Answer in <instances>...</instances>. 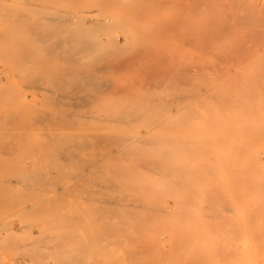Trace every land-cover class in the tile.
<instances>
[{
    "label": "rangeland",
    "instance_id": "rangeland-1",
    "mask_svg": "<svg viewBox=\"0 0 264 264\" xmlns=\"http://www.w3.org/2000/svg\"><path fill=\"white\" fill-rule=\"evenodd\" d=\"M245 12L0 0V264H264Z\"/></svg>",
    "mask_w": 264,
    "mask_h": 264
},
{
    "label": "bare ground",
    "instance_id": "bare-ground-1",
    "mask_svg": "<svg viewBox=\"0 0 264 264\" xmlns=\"http://www.w3.org/2000/svg\"><path fill=\"white\" fill-rule=\"evenodd\" d=\"M245 10H247V9H244V11ZM255 12V11H254ZM252 13L251 15H250V18H248L249 16L247 15V13L245 12V14L243 15V16H241V18H242V20L244 21V25L245 26H247V28L251 31V33L250 34H248L247 32V30H245V31H247L246 33H247V35H249V36H247V37H243L242 39H244V41H243V43H242V48H241V55H242V58H243V66H244V85H245V92L247 93V97L250 99V106L253 108V122L255 123L254 124V126L255 125H259V122H258V124L256 123V121H258V119L259 118H261L262 120H264V100H263V96L262 95H260L261 97L259 98V95H258V90L261 92V90L263 89L264 90V81H263V83H261L262 85V87H260V86H258V85H260V84H258V79H259V77L257 78V76H258V73H257V71H258V69L257 68H261V66L263 67V64H261L260 63V59L261 58H259L260 56L257 54V52L256 51H259L260 49H259V41L261 40L260 39V37L258 36V31H260V29H262V27L264 26V17L262 18V19H258V17H257V15L255 14V13ZM242 13V12H241ZM250 19V20H249ZM243 21H242V25H243ZM263 24V25H262ZM262 25V26H261ZM261 26V27H260ZM251 29H250V28ZM257 28L259 29V30H257ZM263 30H264V28H263ZM244 31V32H245ZM244 36V35H243ZM262 38V37H261ZM262 41V43H261V45L260 46H262V44L264 43L263 42V40H261ZM263 47H264V45H263ZM262 47V49L261 50H263L264 48ZM259 50H258V49ZM261 48V47H260ZM264 51V50H263ZM259 53V52H258ZM261 54H263L262 52H261ZM260 54V55H261ZM258 55V56H257ZM257 56V57H256ZM261 57H263L262 55H261ZM264 58V57H263ZM262 58V59H263ZM259 60V62H257ZM262 61H264V60H262ZM257 63L258 64H261V65H257ZM264 63V62H263ZM258 66V67H257ZM262 69V68H261ZM264 69V68H263ZM260 73V72H259ZM260 75V77H261V74H259ZM261 78H264V77H261ZM260 82H261V80H260ZM259 82V83H260ZM258 87H260V88H258ZM262 88V89H261ZM258 89V90H257ZM264 92V91H263ZM263 92H261V93H263ZM260 94V93H259ZM263 95H264V93H263ZM261 116H260V115ZM262 125L264 124V121H262V122H260ZM260 124V125H261ZM259 125V126H260ZM262 125H261V127H262ZM260 127V128H261ZM258 129H260L259 127H257ZM256 128V126H255V133H257V134H255V136L256 135H258V136H260V138L262 139V136L264 137V134H261L260 132H257L258 131V129ZM257 129V130H256ZM263 130H264V126H263ZM263 130H260L262 133L264 132ZM260 134V135H259ZM258 136H256L257 138H258ZM259 138V139H260ZM260 139V140H261ZM264 139V138H263ZM261 140V141H264V140ZM260 140H258V141H260ZM261 143H264V142H261ZM263 145V144H262ZM258 147V146H257ZM260 149V148H259ZM241 168V167H240ZM258 172H260V171H258ZM241 175V174H240ZM262 184H260V187L262 188L261 190V193L263 192V190H264V187L263 186H261ZM242 186V185H241ZM253 192L255 193V194H257L254 190H253ZM252 193V192H251ZM251 193H245L246 194V196L244 195V197L247 199V197L248 198H250V195H251V198H255L254 196V193H253V195L251 194ZM253 196V197H252ZM259 196H261L260 194H259ZM257 197H258V195H257ZM248 201H250V200H248Z\"/></svg>",
    "mask_w": 264,
    "mask_h": 264
}]
</instances>
